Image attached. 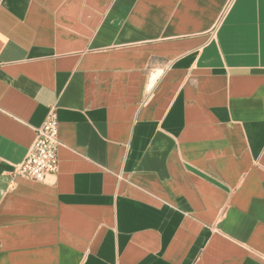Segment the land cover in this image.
I'll list each match as a JSON object with an SVG mask.
<instances>
[{"label": "crops", "instance_id": "0c3cea01", "mask_svg": "<svg viewBox=\"0 0 264 264\" xmlns=\"http://www.w3.org/2000/svg\"><path fill=\"white\" fill-rule=\"evenodd\" d=\"M0 264H264V0H0Z\"/></svg>", "mask_w": 264, "mask_h": 264}, {"label": "built area", "instance_id": "2783aa9c", "mask_svg": "<svg viewBox=\"0 0 264 264\" xmlns=\"http://www.w3.org/2000/svg\"><path fill=\"white\" fill-rule=\"evenodd\" d=\"M58 118L55 106L48 107L47 114L35 129V137L26 155L13 166L12 176L35 181H45L58 169Z\"/></svg>", "mask_w": 264, "mask_h": 264}]
</instances>
